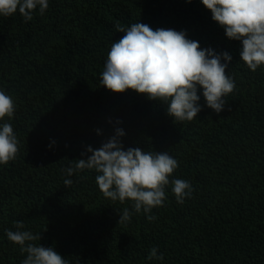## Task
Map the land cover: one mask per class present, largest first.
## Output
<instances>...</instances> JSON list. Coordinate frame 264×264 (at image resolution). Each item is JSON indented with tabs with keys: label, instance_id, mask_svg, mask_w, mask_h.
<instances>
[{
	"label": "trees",
	"instance_id": "obj_1",
	"mask_svg": "<svg viewBox=\"0 0 264 264\" xmlns=\"http://www.w3.org/2000/svg\"><path fill=\"white\" fill-rule=\"evenodd\" d=\"M48 2L31 21L18 10L0 16V90L17 105L0 124L10 123L19 141L17 158L0 165V264L26 258L6 237L15 221L68 264H264V66L253 72L240 60L242 42L226 37L201 0ZM117 22L184 31L201 49L227 52L231 61L221 62L236 88L224 109L207 107L201 89L196 119L176 122L162 101L102 87L107 54L124 35ZM117 127L124 150L168 152L178 161L152 221L142 210L118 223L131 201L105 198L94 170L64 171ZM174 179L193 188L183 204ZM153 247L163 260L148 259Z\"/></svg>",
	"mask_w": 264,
	"mask_h": 264
},
{
	"label": "clouds",
	"instance_id": "obj_2",
	"mask_svg": "<svg viewBox=\"0 0 264 264\" xmlns=\"http://www.w3.org/2000/svg\"><path fill=\"white\" fill-rule=\"evenodd\" d=\"M191 2V0H187ZM210 10L212 19L225 31L229 40L242 42L240 60L253 72L264 66V0H201ZM48 0H0V16L10 17L19 11L25 22L33 19L32 13L39 7L43 15ZM124 35L113 42L101 73L100 83L112 93L123 94L128 90L146 95L149 100L162 101L173 121L196 119L202 110L198 104L202 95L207 107L219 113L224 109L226 97L236 88L227 74L231 56L217 54L212 49H201L197 41L187 38L184 31L168 28L153 30L144 23L129 27L119 22L115 25ZM17 105L14 98L0 90V120L14 117ZM112 123L111 119L108 121ZM116 124L121 121L117 120ZM97 133L100 130L97 129ZM122 128H115V135L98 149L87 146L91 153L87 159H77L64 171L74 173L94 170L99 190L112 201H131V210L124 208L118 223L129 222L134 213H143L149 221L156 219L152 209L162 207L166 200L165 187L178 168V161L168 152L144 151L138 147L124 150L120 138ZM56 142L52 141L49 148ZM19 153V141L10 123L0 124V165L14 161ZM85 152L81 153L84 156ZM71 179L64 185L70 186ZM172 192L177 203L183 204L193 192L191 184L183 179L171 180ZM16 231L6 230L7 239L18 245L26 258L21 264H68V261L52 247L35 244L40 234L22 231V221H15ZM157 248L150 250L148 259L163 260Z\"/></svg>",
	"mask_w": 264,
	"mask_h": 264
}]
</instances>
